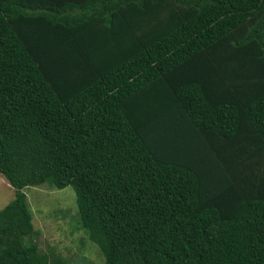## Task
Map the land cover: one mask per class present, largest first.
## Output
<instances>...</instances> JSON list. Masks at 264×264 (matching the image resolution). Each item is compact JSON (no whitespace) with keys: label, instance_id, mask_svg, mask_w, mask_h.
<instances>
[{"label":"trees","instance_id":"trees-1","mask_svg":"<svg viewBox=\"0 0 264 264\" xmlns=\"http://www.w3.org/2000/svg\"><path fill=\"white\" fill-rule=\"evenodd\" d=\"M0 175V264L43 183L102 264H264V0H0Z\"/></svg>","mask_w":264,"mask_h":264},{"label":"rangeland","instance_id":"rangeland-1","mask_svg":"<svg viewBox=\"0 0 264 264\" xmlns=\"http://www.w3.org/2000/svg\"><path fill=\"white\" fill-rule=\"evenodd\" d=\"M35 233L32 240L52 262L63 264H102L97 246L78 227L74 189L26 186L22 189ZM13 197V189L0 175V209Z\"/></svg>","mask_w":264,"mask_h":264}]
</instances>
